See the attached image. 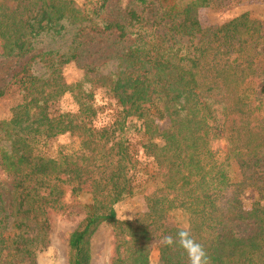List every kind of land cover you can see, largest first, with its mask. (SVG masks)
Returning <instances> with one entry per match:
<instances>
[{
	"label": "trees",
	"instance_id": "1",
	"mask_svg": "<svg viewBox=\"0 0 264 264\" xmlns=\"http://www.w3.org/2000/svg\"><path fill=\"white\" fill-rule=\"evenodd\" d=\"M109 1L0 0V61L23 59L41 42L53 46L30 57L17 74L22 102L0 121V168L13 178L7 205L0 190V264L31 260L42 247L48 212L63 208L64 185L74 195L91 196L69 237L68 264H90V237L102 225L114 230L111 264H150L154 232L160 264H188L178 244L161 243L181 229L165 225L175 210L187 216L185 229L211 264H264V207L246 209L241 200L247 190L264 199V100L247 88L264 78V23L245 13L203 29L197 10L212 0H157V6L133 0L121 19L108 20ZM86 31L129 46L66 84L62 66L77 60ZM94 88L105 89L117 109L101 129L93 125L100 109L92 103ZM67 93L78 111L51 114L50 104ZM162 120L169 124L164 130L157 124ZM132 124L153 165L142 183L153 179L155 188L147 210L121 222L114 206L135 194L140 172L123 134ZM65 134L79 141L78 152L56 158L35 153L39 138ZM236 222L253 230L237 237Z\"/></svg>",
	"mask_w": 264,
	"mask_h": 264
},
{
	"label": "rangeland",
	"instance_id": "2",
	"mask_svg": "<svg viewBox=\"0 0 264 264\" xmlns=\"http://www.w3.org/2000/svg\"><path fill=\"white\" fill-rule=\"evenodd\" d=\"M77 4H82L84 0H74ZM157 6V0H152ZM133 0H110L107 10L103 16L104 19H121L125 9L134 7ZM149 9H146L148 12ZM140 11V8L138 9ZM150 13V12H148ZM249 14L261 23H264V0H212L207 7L197 10V19L200 27L208 29L220 26L241 14ZM150 15V14H148ZM151 16V15H150ZM81 46L77 48L79 55L77 60L62 66L61 74L66 84H72L84 78L85 72L92 67H101L109 57L117 54L120 50L129 46L128 42H119L114 36H99L86 31L81 37ZM67 46L66 43L63 44ZM48 42H41L34 52L23 59H13L0 61V87H6V96L0 100V121L9 120L12 115V109L22 102L20 90L15 83L17 74L20 72L30 57L47 50ZM92 75V74H91ZM16 77V78H15ZM249 92L256 93V97L264 100V78L254 79L247 83ZM92 103L99 107V111L93 125L97 129L104 128L114 120L117 113L114 99L103 88H94L92 90ZM253 96V98H256ZM49 111L53 115L63 113H76L78 104L72 94H65L49 106ZM160 129L168 127V121L157 122ZM135 124L129 125L124 131V136L130 138L133 145V151L139 160V171L136 174L137 188L133 196L127 197L114 206L116 217L119 221H131L139 213H143L146 208V197L154 190L155 183L148 181L145 185L142 181L146 180L153 173L151 159L144 156L140 137ZM160 143V141H157ZM35 153L48 158H56L58 155H70L78 152L80 149L79 141L72 138L69 134L60 135L50 139L39 138L36 142ZM215 144V148H216ZM264 165V160H262ZM264 171V167L261 169ZM229 173L234 181L239 180V175L235 165H231ZM13 186V178L2 171L0 168V190L3 193L5 204L8 203L10 189ZM64 189L61 203L63 208L49 211L47 214L49 222V231L41 237L42 247L40 246L31 260H16L13 264H68L69 261V237L83 221L91 196L80 193L74 195L71 188L62 186ZM241 200L246 209L260 205L264 207V199H260L253 190H247L242 193ZM168 227L186 228L188 226L187 216L178 211H171L165 220ZM253 227L245 222H236L232 225V233L237 237H245L250 234ZM154 232L152 240L149 243V262L150 264H160L159 262V236ZM114 230L109 225H102L90 238V264H111L114 257L115 238Z\"/></svg>",
	"mask_w": 264,
	"mask_h": 264
},
{
	"label": "clouds",
	"instance_id": "3",
	"mask_svg": "<svg viewBox=\"0 0 264 264\" xmlns=\"http://www.w3.org/2000/svg\"><path fill=\"white\" fill-rule=\"evenodd\" d=\"M161 243L165 247L178 244L187 254L188 264H211L205 248L192 237L188 229L181 228L178 230L175 238L171 235L164 236Z\"/></svg>",
	"mask_w": 264,
	"mask_h": 264
}]
</instances>
